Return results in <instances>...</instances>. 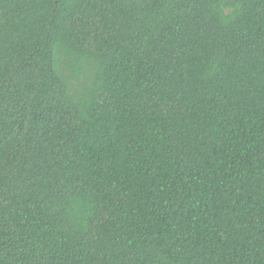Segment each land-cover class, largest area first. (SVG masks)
<instances>
[{
    "label": "trees",
    "instance_id": "1",
    "mask_svg": "<svg viewBox=\"0 0 264 264\" xmlns=\"http://www.w3.org/2000/svg\"><path fill=\"white\" fill-rule=\"evenodd\" d=\"M0 264H264V0H0Z\"/></svg>",
    "mask_w": 264,
    "mask_h": 264
}]
</instances>
